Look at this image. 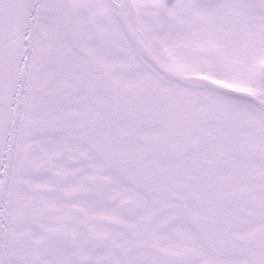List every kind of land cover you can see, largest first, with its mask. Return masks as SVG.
Returning a JSON list of instances; mask_svg holds the SVG:
<instances>
[{
	"label": "snow or ice",
	"instance_id": "1",
	"mask_svg": "<svg viewBox=\"0 0 264 264\" xmlns=\"http://www.w3.org/2000/svg\"><path fill=\"white\" fill-rule=\"evenodd\" d=\"M0 264H264V0H0Z\"/></svg>",
	"mask_w": 264,
	"mask_h": 264
}]
</instances>
